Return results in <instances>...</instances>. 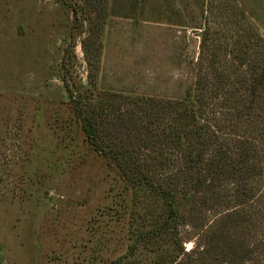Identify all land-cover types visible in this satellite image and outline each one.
<instances>
[{
    "label": "rangeland",
    "instance_id": "374dc122",
    "mask_svg": "<svg viewBox=\"0 0 264 264\" xmlns=\"http://www.w3.org/2000/svg\"><path fill=\"white\" fill-rule=\"evenodd\" d=\"M193 36L199 47L207 37L204 62L216 52L217 68L236 69L227 50L243 39L264 53V0H0V264H153L157 253L139 244L129 253L146 209L121 211L114 193L126 184L90 147L72 104L99 89L122 111L136 107L131 95L181 97L200 62V48L192 62L184 54ZM237 100L225 107L233 120ZM256 108L263 136L251 137L264 147V85ZM247 182L252 199L238 205L228 183L202 227L178 228L189 255L166 237L175 264H264V160ZM233 210L241 215L224 223ZM234 246L241 257L225 260L221 248Z\"/></svg>",
    "mask_w": 264,
    "mask_h": 264
},
{
    "label": "trees",
    "instance_id": "16d2710c",
    "mask_svg": "<svg viewBox=\"0 0 264 264\" xmlns=\"http://www.w3.org/2000/svg\"><path fill=\"white\" fill-rule=\"evenodd\" d=\"M206 43L207 37L202 36L195 79L181 97L161 100L131 95L126 101L137 109L122 111L118 96L99 89L94 99L72 104L90 147L126 184V192L114 193L122 202L121 211L130 207L135 218L140 209H146L150 219L132 228L129 253L133 255L139 245L156 252L153 264L176 263V250L171 252L166 244L168 236L179 252H193V247L183 250L176 237L178 228L187 221L202 227V211L225 205L228 183L235 189L238 205L252 199L247 180L260 172L264 160V147L251 137L263 136L254 122L262 117L256 106L264 85V53L254 48L250 37L245 38L227 50V62L236 69L225 64L221 70L216 66V52L204 62ZM235 98L241 105L233 120L225 115V107ZM169 168H175L174 172L169 173ZM240 215L233 210L220 219L226 223ZM222 249L227 261L231 256L241 257L240 247ZM202 251L212 253L209 248ZM193 261L200 264L199 257ZM120 262L117 258L112 264Z\"/></svg>",
    "mask_w": 264,
    "mask_h": 264
},
{
    "label": "water",
    "instance_id": "95a60500",
    "mask_svg": "<svg viewBox=\"0 0 264 264\" xmlns=\"http://www.w3.org/2000/svg\"><path fill=\"white\" fill-rule=\"evenodd\" d=\"M198 49H199V38L193 36L184 51L187 62H192L197 58Z\"/></svg>",
    "mask_w": 264,
    "mask_h": 264
}]
</instances>
